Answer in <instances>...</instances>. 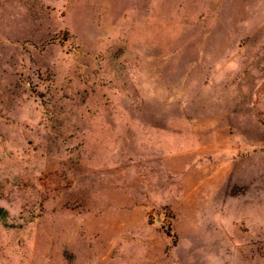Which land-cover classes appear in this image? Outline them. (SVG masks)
Here are the masks:
<instances>
[{
	"label": "rangeland",
	"instance_id": "1",
	"mask_svg": "<svg viewBox=\"0 0 264 264\" xmlns=\"http://www.w3.org/2000/svg\"><path fill=\"white\" fill-rule=\"evenodd\" d=\"M0 264H264V0H0Z\"/></svg>",
	"mask_w": 264,
	"mask_h": 264
}]
</instances>
